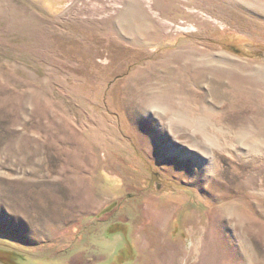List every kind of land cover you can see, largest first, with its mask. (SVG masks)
<instances>
[{"label":"rangeland","instance_id":"rangeland-1","mask_svg":"<svg viewBox=\"0 0 264 264\" xmlns=\"http://www.w3.org/2000/svg\"><path fill=\"white\" fill-rule=\"evenodd\" d=\"M261 53L264 0H0V264H264Z\"/></svg>","mask_w":264,"mask_h":264},{"label":"bare ground","instance_id":"bare-ground-1","mask_svg":"<svg viewBox=\"0 0 264 264\" xmlns=\"http://www.w3.org/2000/svg\"><path fill=\"white\" fill-rule=\"evenodd\" d=\"M119 4L121 3L122 4V6L124 5V6H126V3H124L123 4V2H118ZM113 4V3H112ZM113 7V6H112ZM99 12H101L100 14H102V13H105V12H103V11H99ZM164 217V212H163V214L159 217V218H157V220L160 222V220H162V218Z\"/></svg>","mask_w":264,"mask_h":264},{"label":"water","instance_id":"water-1","mask_svg":"<svg viewBox=\"0 0 264 264\" xmlns=\"http://www.w3.org/2000/svg\"><path fill=\"white\" fill-rule=\"evenodd\" d=\"M260 59L264 62V53L260 54Z\"/></svg>","mask_w":264,"mask_h":264}]
</instances>
